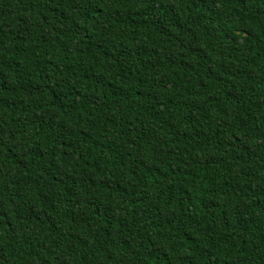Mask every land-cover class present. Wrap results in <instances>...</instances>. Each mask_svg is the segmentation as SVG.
I'll return each instance as SVG.
<instances>
[{
	"label": "trees",
	"instance_id": "1",
	"mask_svg": "<svg viewBox=\"0 0 264 264\" xmlns=\"http://www.w3.org/2000/svg\"><path fill=\"white\" fill-rule=\"evenodd\" d=\"M0 264H264V0H0Z\"/></svg>",
	"mask_w": 264,
	"mask_h": 264
}]
</instances>
